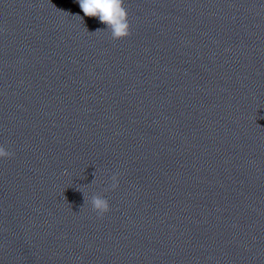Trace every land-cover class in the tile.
<instances>
[{"label": "clouds", "instance_id": "1", "mask_svg": "<svg viewBox=\"0 0 264 264\" xmlns=\"http://www.w3.org/2000/svg\"><path fill=\"white\" fill-rule=\"evenodd\" d=\"M81 11L87 17H95L107 26V30L113 40H121L130 36V23L125 0H77ZM82 19L79 15H76ZM100 30H97L98 32ZM14 153L0 146V159H9ZM111 188L118 187V175L111 177ZM85 199V197H84ZM92 210L102 218L110 211L109 201L100 195H93L90 199Z\"/></svg>", "mask_w": 264, "mask_h": 264}]
</instances>
